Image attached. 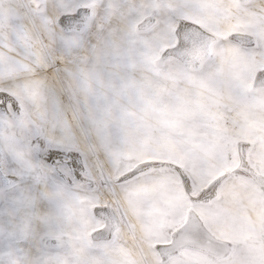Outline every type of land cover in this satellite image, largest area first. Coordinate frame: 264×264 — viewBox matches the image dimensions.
<instances>
[{
  "label": "snow or ice",
  "instance_id": "6c2138e0",
  "mask_svg": "<svg viewBox=\"0 0 264 264\" xmlns=\"http://www.w3.org/2000/svg\"><path fill=\"white\" fill-rule=\"evenodd\" d=\"M0 264H264V0H0Z\"/></svg>",
  "mask_w": 264,
  "mask_h": 264
}]
</instances>
